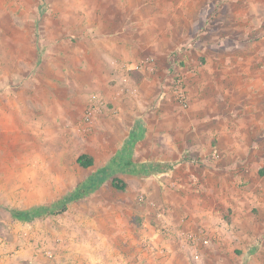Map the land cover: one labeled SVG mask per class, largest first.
<instances>
[{
	"label": "rangeland",
	"instance_id": "obj_1",
	"mask_svg": "<svg viewBox=\"0 0 264 264\" xmlns=\"http://www.w3.org/2000/svg\"><path fill=\"white\" fill-rule=\"evenodd\" d=\"M263 52L264 0H0V264H264Z\"/></svg>",
	"mask_w": 264,
	"mask_h": 264
},
{
	"label": "trees",
	"instance_id": "obj_2",
	"mask_svg": "<svg viewBox=\"0 0 264 264\" xmlns=\"http://www.w3.org/2000/svg\"><path fill=\"white\" fill-rule=\"evenodd\" d=\"M130 76L135 81L141 80V75L137 72L132 71ZM76 164L82 169L90 168L93 166V158L90 155L82 154L76 159ZM172 168L173 165L167 163H148L142 166L143 174H148L150 172L164 173L171 170ZM111 186L118 192H124L126 189V184L117 178L112 179ZM81 196L82 191L78 190L77 192L69 194L62 200L52 203L49 206H39L27 211H12V216L21 221H30L47 214L61 215L65 213L69 206Z\"/></svg>",
	"mask_w": 264,
	"mask_h": 264
},
{
	"label": "crops",
	"instance_id": "obj_3",
	"mask_svg": "<svg viewBox=\"0 0 264 264\" xmlns=\"http://www.w3.org/2000/svg\"><path fill=\"white\" fill-rule=\"evenodd\" d=\"M257 58H258V63H255L253 65L251 63V65H248V66L245 67V71L248 72L251 75V77H248L247 79L250 81V83H248V87H250L252 89L255 88V85H254L255 82L252 79V73H259L262 76L261 81L264 82V52L262 54H260V58L259 57H257ZM257 75L258 74H256V76ZM246 82H248V81H246ZM21 100H23V98ZM13 103L16 104V102H13ZM161 163L172 164L173 167H174L173 163H170V162H167V161L166 162H161Z\"/></svg>",
	"mask_w": 264,
	"mask_h": 264
},
{
	"label": "built area",
	"instance_id": "obj_4",
	"mask_svg": "<svg viewBox=\"0 0 264 264\" xmlns=\"http://www.w3.org/2000/svg\"><path fill=\"white\" fill-rule=\"evenodd\" d=\"M195 240H196V239H195L194 236L189 235L188 237H186V238L183 240V242L185 241V242H189V243H194Z\"/></svg>",
	"mask_w": 264,
	"mask_h": 264
}]
</instances>
